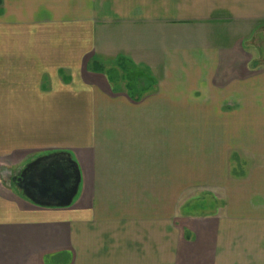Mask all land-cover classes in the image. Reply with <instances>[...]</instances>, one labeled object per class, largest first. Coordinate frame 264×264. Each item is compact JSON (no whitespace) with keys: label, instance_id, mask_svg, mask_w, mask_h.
<instances>
[{"label":"crops","instance_id":"crops-1","mask_svg":"<svg viewBox=\"0 0 264 264\" xmlns=\"http://www.w3.org/2000/svg\"><path fill=\"white\" fill-rule=\"evenodd\" d=\"M263 22L264 0H0V264H264ZM117 60L151 88L95 72ZM55 151L80 170L67 207L15 185ZM190 188L215 211L183 215Z\"/></svg>","mask_w":264,"mask_h":264},{"label":"water","instance_id":"water-1","mask_svg":"<svg viewBox=\"0 0 264 264\" xmlns=\"http://www.w3.org/2000/svg\"><path fill=\"white\" fill-rule=\"evenodd\" d=\"M14 180L22 194L32 203L67 207L78 192L81 175L71 153L55 151L29 162Z\"/></svg>","mask_w":264,"mask_h":264},{"label":"rangeland","instance_id":"rangeland-1","mask_svg":"<svg viewBox=\"0 0 264 264\" xmlns=\"http://www.w3.org/2000/svg\"><path fill=\"white\" fill-rule=\"evenodd\" d=\"M256 29L257 30L252 33L253 36L248 39L246 43H244L247 47V51L246 55L243 56V63L244 65L248 64L249 67L255 66L259 63L264 64V24L260 25L259 28ZM128 66L130 70L142 76L140 85L145 86L146 83L148 84V81L150 80L149 78L151 77L149 74L147 75V73H143L133 66ZM116 68V62H110L108 63V66L101 65V73L104 72L106 75L107 73L112 75V70ZM231 72L232 71H230V73ZM232 75L233 74L231 73L230 76L232 77ZM119 76V79H116V77H112V79L110 78L109 82H111L113 86H116L118 81L125 83L126 81L121 79L123 77L122 74H119ZM136 85H139V83ZM125 90L128 91V88ZM229 156L230 161L228 162L226 168V175L228 176L227 179L233 180L245 178L254 162L252 156L248 153H244V151H241V149L239 150L238 148H232ZM221 191L222 190L220 188H213L212 190L206 188H190L185 190L180 200V202H182L183 213L186 209V213L183 215L192 216L194 214L209 213L213 212V210L215 211L214 208H216L219 203Z\"/></svg>","mask_w":264,"mask_h":264},{"label":"trees","instance_id":"trees-1","mask_svg":"<svg viewBox=\"0 0 264 264\" xmlns=\"http://www.w3.org/2000/svg\"><path fill=\"white\" fill-rule=\"evenodd\" d=\"M116 65L117 68L112 70V75H110L109 73H107V78L110 80V78L112 79V77H116V79H119V71L120 74H122V78L126 81L125 86L128 88L129 91L134 92L136 90V88L134 87V83L133 81L136 80H142V76H140L139 74L133 72L132 70H130L123 62L122 60H117L116 61ZM101 65L96 67V71L95 72H101ZM141 77V78H140ZM151 80V81H150ZM149 80V86L146 85V87H144V89L146 90V88L148 89L149 87L151 88L153 82L152 79L150 78ZM137 83V82H136ZM126 88V89H127Z\"/></svg>","mask_w":264,"mask_h":264}]
</instances>
